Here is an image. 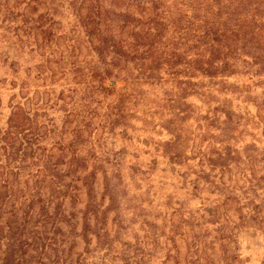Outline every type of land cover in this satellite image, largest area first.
Segmentation results:
<instances>
[{
    "label": "rangeland",
    "instance_id": "rangeland-1",
    "mask_svg": "<svg viewBox=\"0 0 264 264\" xmlns=\"http://www.w3.org/2000/svg\"><path fill=\"white\" fill-rule=\"evenodd\" d=\"M178 1L153 0L168 26L202 15ZM131 2L0 0V264H264V0H241L226 77L183 115L149 86L90 89L136 75Z\"/></svg>",
    "mask_w": 264,
    "mask_h": 264
},
{
    "label": "trees",
    "instance_id": "trees-1",
    "mask_svg": "<svg viewBox=\"0 0 264 264\" xmlns=\"http://www.w3.org/2000/svg\"><path fill=\"white\" fill-rule=\"evenodd\" d=\"M131 1L137 16L143 20L139 27L132 26L136 32L129 37L132 43L128 45V53L137 56L133 58L138 63H133L136 75L131 77L126 74V68H123L121 76L120 72H115L110 79L107 74H102L98 76L96 86H90V89L93 93L118 90L122 94L127 86L136 84L135 91L130 89L126 96L139 100L142 88L149 86L152 90H160L162 101L169 108L175 104L172 110L177 115H183L186 108L179 105L189 94L199 97L211 94L216 89L217 80L226 77L223 66L227 63L228 53L219 55L220 39L241 26V15L245 16L248 12L243 10L241 14L240 4L241 7L246 4H242L241 0H210L209 4L207 0H190L191 4L187 7L193 13L202 12V15L188 16L187 12L177 8L176 24L168 26L166 17L172 16L161 3L152 5L153 0ZM219 3L225 4V7L219 6ZM146 4H151L149 10L139 8V5ZM183 4V0L177 2L180 7ZM165 28L171 30V43L160 42ZM159 68L163 69L161 76L158 75ZM116 103L120 104L122 112L121 101Z\"/></svg>",
    "mask_w": 264,
    "mask_h": 264
}]
</instances>
